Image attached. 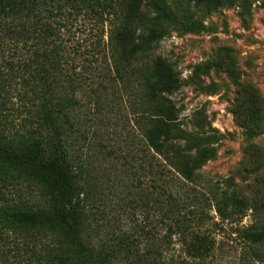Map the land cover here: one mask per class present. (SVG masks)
Here are the masks:
<instances>
[{"label":"trees","instance_id":"obj_1","mask_svg":"<svg viewBox=\"0 0 264 264\" xmlns=\"http://www.w3.org/2000/svg\"><path fill=\"white\" fill-rule=\"evenodd\" d=\"M178 1L0 0V38L16 58L8 73L0 74V264H20L6 257L11 237L40 248L31 251L25 264H126L129 256L132 264H264V226L252 222L218 233L225 232L223 223L238 222L248 210L261 213L264 204L250 206L218 185L198 193L201 156L192 152L196 138L181 130L167 98L178 88V75L158 57L137 70L139 94L133 104V122L150 158L147 204L157 221H144L147 226L140 225L137 233L106 234L99 246L95 241L100 235L87 230L88 202L97 184L88 173L91 167L75 163L69 150L67 124L76 100L63 85L73 89L72 71L65 66L70 46L75 52L79 45V40L70 45L74 33L69 28L80 18L87 20L96 32L92 55L103 57L123 82L125 66L149 54L166 33V24L176 21L171 3ZM234 2L195 4L209 12ZM12 98L23 103V115L12 106L19 119L16 130L3 112ZM157 160L162 165L156 172ZM27 184L40 189L43 204L34 206L22 196ZM216 235L234 240L237 254L225 258Z\"/></svg>","mask_w":264,"mask_h":264},{"label":"rangeland","instance_id":"obj_2","mask_svg":"<svg viewBox=\"0 0 264 264\" xmlns=\"http://www.w3.org/2000/svg\"><path fill=\"white\" fill-rule=\"evenodd\" d=\"M196 1L171 3L176 21L166 24V33L149 54L125 66L123 82L109 71L103 57L92 55L94 27L80 18L69 28L74 33L70 45L79 40L75 52L70 46L65 66L72 71L73 89L63 85L66 94L76 100L67 124L69 150L75 163L91 167L88 173L97 184L86 215L87 230L92 228L100 235L95 241L98 246L106 234L137 233L140 225L147 226L144 221H157L152 216L156 211L147 204L150 158L133 122V104L139 94L137 70L154 57L169 62L178 75V88L167 98L177 110L181 130L196 138L192 152L201 156L198 193L218 185L243 197L250 206L264 204V0H235L209 12L196 6ZM108 26L105 22L104 27ZM10 48L0 38V74H7L9 66L15 65ZM6 106L9 109L3 112L16 130L19 119L12 106L22 114L23 103L12 98ZM153 164L157 172L162 162ZM26 186L22 196L34 206L43 204L40 189ZM146 193L147 200L143 198ZM209 214L213 216L212 211ZM252 222L264 226V209L259 214L248 210L238 222L223 223L225 232L218 229V233ZM215 238L223 242L225 258L237 254L239 246L234 240ZM33 244L11 237V252L4 246L6 257L28 263L31 251L40 249ZM43 244L47 246L48 239ZM143 244L136 246L137 255ZM126 264H132L130 256Z\"/></svg>","mask_w":264,"mask_h":264}]
</instances>
